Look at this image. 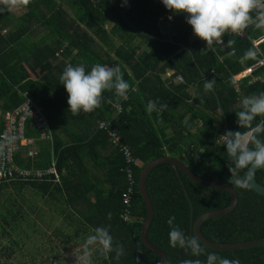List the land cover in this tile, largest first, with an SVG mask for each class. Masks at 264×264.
<instances>
[{"label": "trees", "instance_id": "1", "mask_svg": "<svg viewBox=\"0 0 264 264\" xmlns=\"http://www.w3.org/2000/svg\"><path fill=\"white\" fill-rule=\"evenodd\" d=\"M11 8L0 0V133L4 116L16 111L26 95L41 109L53 141H38L34 157L17 153L15 163L23 169L44 170L57 156L60 181L52 176L46 181L0 183V206L4 208L0 209V220L7 222L5 217H14L9 199H15L14 193L22 192L23 186L63 192L66 181L83 182L86 178L93 189L84 197L90 205L79 219L89 227H107L114 246L122 244L125 250L117 260L115 252L101 254L99 245H89L93 250L90 264H137V258L140 264H160L159 255L141 241L147 207L137 184L143 166L168 156L199 179L231 186L237 195L234 211L201 224V234L207 240L233 244L264 237V197L250 187L235 186L228 171L231 160L218 138L228 130H240L235 115L239 101L264 91V84L247 87L245 80L238 94L229 82L232 75L257 61L255 58L239 63L246 50L253 49L249 41L229 39L235 44L209 50L203 43L191 40L186 14H174L155 0H30L27 5L14 7L23 11L20 16L10 12ZM168 13L173 14L174 22L160 21ZM255 14L254 11L252 15ZM246 30L255 36L264 34V29L251 24ZM136 40L143 41L148 49L140 50L133 44ZM230 50H234L233 56H227ZM69 63H84L86 71L95 63L119 66L131 86L127 98L105 91L99 108L73 115L68 111V95L59 79ZM166 72L171 76L163 80ZM177 77L183 79L182 85L172 84ZM211 79L216 82L215 90L205 92L203 83ZM149 100L168 107L148 113ZM260 119L257 117L253 123ZM109 133L119 138V147L129 149L131 162L119 153ZM26 136L38 137L29 121ZM105 151L109 154L102 158ZM128 174L136 183L128 220L124 221L122 193ZM255 179L264 187V169L257 170ZM145 186L154 207L148 230L150 242L164 252L166 264L195 259L190 252L169 245L168 218L175 216V223L191 236L194 221L203 213L228 207L230 194L199 186L168 165L153 169ZM74 218L73 215L71 223ZM58 230L63 233L61 227ZM0 232L1 238L10 240L2 253L6 262L3 256L0 260L8 264V259L15 258V240L1 223ZM215 252L237 259L239 264H264V247Z\"/></svg>", "mask_w": 264, "mask_h": 264}, {"label": "clouds", "instance_id": "2", "mask_svg": "<svg viewBox=\"0 0 264 264\" xmlns=\"http://www.w3.org/2000/svg\"><path fill=\"white\" fill-rule=\"evenodd\" d=\"M29 2L30 0H4L10 7L27 5ZM160 2L166 10L174 14H186V23L191 27L193 35L204 41L207 46L215 42L223 43L222 37L225 34L243 32L250 24L257 29H264L262 0H160ZM254 11L255 16L252 15ZM227 43L233 45L235 41L230 40ZM256 55L255 49L250 48L245 52L246 58H255ZM170 76L169 73L167 78ZM59 79L68 95V111L73 115H79L81 111L91 113L99 108L105 91H114L117 97L126 98L131 87L123 78L119 66L108 67L100 63H95L90 71H86L84 63L76 66L69 63ZM215 83L214 79L204 81V91H214ZM167 107L165 104L158 106L157 101L149 100L146 111L152 113ZM237 107L239 110L235 115L240 130H228L218 138L231 160L228 171L231 178H234L235 186L248 189L255 170L264 169V91L244 97ZM257 117L261 119L254 124ZM175 219V216H170L167 220L169 245L173 248L179 247L190 252L192 257H196L185 259L181 264H239L237 259L222 257L217 252L208 250L196 235H186L175 223ZM91 231L93 234L87 237V244L99 245L101 254L115 252L117 260L125 254L122 244L114 246L113 237L107 227H95ZM85 264L90 262L85 261ZM137 264H140L139 258Z\"/></svg>", "mask_w": 264, "mask_h": 264}, {"label": "built area", "instance_id": "3", "mask_svg": "<svg viewBox=\"0 0 264 264\" xmlns=\"http://www.w3.org/2000/svg\"><path fill=\"white\" fill-rule=\"evenodd\" d=\"M262 2H264V0H262ZM155 3L163 6L160 0H155ZM161 20H167L168 22L172 23L174 22V16L172 13H168L162 19H160V21ZM229 39L247 40L251 43L253 49L257 51V55L255 57L257 58L256 62L251 64V66L246 67L244 71H241L236 75H232L229 78V82L234 91L240 94V83L245 80H247V87L253 86L255 84H264V50L262 48L264 45V34L261 36H255L245 29L240 33H227L222 37L223 43L215 42L208 46L204 41L194 36L193 31L191 34L192 41H199L203 43L209 50L225 48ZM233 55L234 50H230L227 53V56ZM255 58H241L239 63L244 64V62L253 60ZM220 61H223L222 57H220ZM183 82L184 81L181 77H177L174 80V85H180L183 84ZM24 98L25 100L23 104L16 111L7 113L4 116V129L0 133V183L12 184L36 180L46 181V178H51L52 176L57 182H59L60 179L56 160L57 156L52 155L53 157L51 159V166L44 170L23 169L15 163L14 157L17 153L22 152L24 153V156L34 157L38 152V141H53L51 138V130H49L47 126L41 109L36 107L26 95H24ZM119 111L120 109L117 108L118 113ZM28 121L32 128H34L38 133V137L26 136V124ZM101 128L102 126H99V129ZM109 136L112 139L113 145L119 149V153L123 155L124 159L127 160V162H131L132 159L130 158L129 149L125 146L119 147V138L115 134L109 133ZM9 138H11V140ZM129 171L130 170H128V173ZM126 180L127 187L122 193L123 213L121 214V217L124 221L128 220L131 197L134 191L133 186L136 183L130 174L126 176Z\"/></svg>", "mask_w": 264, "mask_h": 264}, {"label": "crops", "instance_id": "4", "mask_svg": "<svg viewBox=\"0 0 264 264\" xmlns=\"http://www.w3.org/2000/svg\"><path fill=\"white\" fill-rule=\"evenodd\" d=\"M11 10L13 11L11 12L14 13V10L18 9L12 7ZM168 75L169 72H166L165 76H163L162 79H167ZM2 118L3 117L0 110V123L2 121ZM101 154L102 158H105L108 156L109 152L105 151ZM98 172L101 173L100 171ZM83 180L85 181L77 182L75 179H73V181H66L65 186L62 190L63 192H51V190L43 191V189L41 188L34 189L23 186L22 192L17 191L14 193L15 197H22L23 195L33 196L34 200H37L35 203L40 208V212L46 214V211H49L51 212V215L53 217L49 219L48 222H46L45 220L40 221V216L37 215L35 217V213L30 211L31 208L30 206L28 207V204L24 206L15 205L14 208L11 209V215L14 212L13 215L15 219H17L18 217H23L25 219L26 217L28 222H30V219H33L34 223L30 226H27V231L30 230L32 234L31 237L27 238V240H25L23 243L15 241V258L8 259V264H34L31 263V259L33 258L34 253L35 255H41V258L44 261H47L48 258H51L49 260H51V262L54 264H64L65 260L69 259V256L68 254L66 255L63 251L67 249V252H69V249L71 248L73 243L77 244L75 248L81 246L82 249H84L85 247L88 248L89 245L87 244V242H84L85 245L78 244L77 236L73 237V233L76 232H71L69 228V224H71V217L74 215V222H77L80 216L87 212L90 205L84 197L89 193L90 190L93 189V186L88 179L84 178ZM90 197L92 198V194H90ZM45 200L49 202V207L51 208H48V206L45 204ZM22 202L24 203V201ZM72 202H74V205H72ZM0 223L1 226L7 228L10 233V223L5 222L3 219L0 220ZM59 227L62 228L63 233L59 232ZM22 231L23 233H26L24 229ZM53 232L55 233V236H53ZM60 236L63 238L61 239ZM32 239H35V241H33ZM3 241H5L7 246ZM9 242L10 240H5L4 237L1 238L0 236V260L3 256V260L5 262V254L2 253L6 247H9ZM54 242H58L59 247L56 254L47 249V247L51 246V244H53ZM92 253L93 252L91 251L90 255H88L89 261H91L90 256L92 255ZM79 255L84 256L85 252H80ZM24 256H28L29 260L27 262L23 260ZM18 260H20V263L17 262Z\"/></svg>", "mask_w": 264, "mask_h": 264}, {"label": "water", "instance_id": "5", "mask_svg": "<svg viewBox=\"0 0 264 264\" xmlns=\"http://www.w3.org/2000/svg\"><path fill=\"white\" fill-rule=\"evenodd\" d=\"M161 165H168V166L175 168L180 173H182L188 180H191L193 183L199 186L223 190L230 194L231 203L228 207L224 209H220V210H212V211L203 213L193 223V227H192L193 235H196L201 240L203 245L206 246V248L214 250V251H237V250H248V249H253V248H258V247H264V237L255 239V240L245 241V242L233 243V244H218V243H213L207 240L201 234V231H200L201 224L207 220L217 218V217H222L234 211V209L236 208V204H237V195L231 186L225 183H222V182L205 181V180L199 179L198 177L194 176L191 172H189L185 166L179 163L178 160L165 156V157L155 159L153 160V162H150L149 164L143 166L142 169L140 170L139 177H138V184H137L138 193L141 196L145 204V207H147V216H145V220L142 224L141 233H140L141 241L145 247H147L149 250L159 255V258L161 260L160 264H166V255L160 248H158L153 243H151L148 238V230L154 218V207L148 195L147 186H145V184H147V177L150 174V172L153 169ZM256 172L257 170H255L253 174V179L251 181L250 188L256 194L264 197V187L259 185L255 179Z\"/></svg>", "mask_w": 264, "mask_h": 264}, {"label": "rangeland", "instance_id": "6", "mask_svg": "<svg viewBox=\"0 0 264 264\" xmlns=\"http://www.w3.org/2000/svg\"><path fill=\"white\" fill-rule=\"evenodd\" d=\"M65 6H67V5H65ZM11 9H10V12L12 11ZM69 12L72 13L70 10H69ZM14 13L17 16H20V15H22L23 11L14 10ZM107 28H109L108 25H107ZM133 44L140 46V50L148 49L147 45H145L144 42L141 40H136V41H134ZM190 93L193 94V90H190ZM216 120L218 122H220V117L217 116ZM25 158H28V157L25 156ZM7 185H11V184H7ZM16 201H17V204H16ZM22 201H24V203ZM36 201L37 200L36 199L34 200V197L31 195H23L22 197H15V199L10 198L9 204H10V206H15V205L16 206H24V205L28 204V207L30 206V208H31L30 211L35 213V217L37 215H39L40 221L45 220L46 222H48L49 219H51L53 217L51 215V212L46 211V214L41 213L40 208L35 203ZM3 202L4 201H2V204H3ZM45 204L48 206V208H51V207H49V202L47 200H45ZM0 209L4 210L2 205L0 206ZM16 213H17V211H16ZM40 214H42V215H40ZM5 218H6V221L8 223H10V233L12 235L13 240H15L16 242H19V243H23L25 240H27V238L31 237L32 234H31L30 230L27 231V226H30L31 224L34 223L33 219H30V222H28L26 217H25V219L23 217L22 218L18 217L17 219H15V217H14V219H13V217H5ZM69 228H70L71 232H76V233H73V237H75V235L77 234L78 244L85 245L84 242H87V237L89 235L93 234L91 231L93 229V227H89V226L85 225L84 221L81 219H78L77 222H73V223L69 224ZM23 229L26 231V233H23V231H22ZM53 236H55L54 232H53ZM60 238L62 239L63 237L60 236ZM5 240H9V239L6 238ZM32 240L35 241V239H32ZM3 242L5 243V241H3ZM5 245H6V243H5ZM76 245L77 244L73 243V245L69 249V252H67V249H65L63 251L66 255L68 254V256H69V259L65 260L64 264H85V261L89 262L88 255H90L91 251L93 252V250H91L87 247L82 249V246L75 248ZM94 246H96V245H91L90 248H93ZM47 249L49 251H51L52 253L56 254L58 252V249H59L58 242H54L53 244H51V246L47 247ZM80 252H82V253L85 252V255L80 256L79 255ZM49 259H51V258H48L47 261H44V260H42L41 255H37V254L35 255V253H34L33 258L31 259V263H34V264H54ZM23 260L25 262H27L29 260L28 256H24ZM17 262L20 263V260H18Z\"/></svg>", "mask_w": 264, "mask_h": 264}]
</instances>
